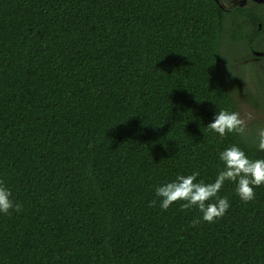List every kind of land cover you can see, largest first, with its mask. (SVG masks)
Returning <instances> with one entry per match:
<instances>
[{
	"label": "trees",
	"instance_id": "trees-1",
	"mask_svg": "<svg viewBox=\"0 0 264 264\" xmlns=\"http://www.w3.org/2000/svg\"><path fill=\"white\" fill-rule=\"evenodd\" d=\"M226 18L214 0H0V180L22 205L0 213V264H264V185L245 203L226 182L215 223L149 207L179 175L214 182L232 145L264 159L258 131L207 128L238 111Z\"/></svg>",
	"mask_w": 264,
	"mask_h": 264
},
{
	"label": "clouds",
	"instance_id": "clouds-1",
	"mask_svg": "<svg viewBox=\"0 0 264 264\" xmlns=\"http://www.w3.org/2000/svg\"><path fill=\"white\" fill-rule=\"evenodd\" d=\"M252 117L249 115L248 120ZM248 121L241 118L239 112L221 110L214 117V122L207 126L212 132L221 138L229 133L239 135L246 134ZM256 146L258 150L264 151V128L257 133ZM223 168L218 172L214 182L205 183L203 180L197 182L199 172L190 175H179L172 182L159 186L155 190L154 199L149 207H159L167 211L174 203H181V210L196 208L201 217L207 223H215L222 219L230 208L227 197L219 196L226 182L236 184V194L241 201L248 203L255 199V189L264 185V159H251L236 145H232L219 154ZM22 211V205L12 199L11 191L0 180V213L10 214L12 211Z\"/></svg>",
	"mask_w": 264,
	"mask_h": 264
},
{
	"label": "flooded vegetation",
	"instance_id": "flooded-vegetation-1",
	"mask_svg": "<svg viewBox=\"0 0 264 264\" xmlns=\"http://www.w3.org/2000/svg\"><path fill=\"white\" fill-rule=\"evenodd\" d=\"M233 30L223 49L220 67L226 88L241 115L246 102L258 111L250 125L264 128V0H217ZM216 2V3H217ZM232 30V29H229ZM220 68V70H221Z\"/></svg>",
	"mask_w": 264,
	"mask_h": 264
},
{
	"label": "rangeland",
	"instance_id": "rangeland-1",
	"mask_svg": "<svg viewBox=\"0 0 264 264\" xmlns=\"http://www.w3.org/2000/svg\"><path fill=\"white\" fill-rule=\"evenodd\" d=\"M241 118L245 119L248 121V126H247V130L250 132H256L259 131V129H261V127H258V125H250L253 122H255L257 119L254 118V115L258 114V111L253 109L250 104H247L246 102H243L241 104ZM249 115L252 117L251 120H248ZM253 131H252V130Z\"/></svg>",
	"mask_w": 264,
	"mask_h": 264
},
{
	"label": "water",
	"instance_id": "water-1",
	"mask_svg": "<svg viewBox=\"0 0 264 264\" xmlns=\"http://www.w3.org/2000/svg\"><path fill=\"white\" fill-rule=\"evenodd\" d=\"M215 2H217V0H214ZM217 4H218V2H217Z\"/></svg>",
	"mask_w": 264,
	"mask_h": 264
}]
</instances>
